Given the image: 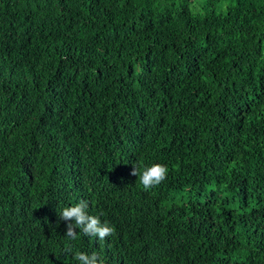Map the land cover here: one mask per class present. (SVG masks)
I'll return each mask as SVG.
<instances>
[{
    "label": "trees",
    "instance_id": "1",
    "mask_svg": "<svg viewBox=\"0 0 264 264\" xmlns=\"http://www.w3.org/2000/svg\"><path fill=\"white\" fill-rule=\"evenodd\" d=\"M195 2L0 0V264H264V0Z\"/></svg>",
    "mask_w": 264,
    "mask_h": 264
},
{
    "label": "clouds",
    "instance_id": "2",
    "mask_svg": "<svg viewBox=\"0 0 264 264\" xmlns=\"http://www.w3.org/2000/svg\"><path fill=\"white\" fill-rule=\"evenodd\" d=\"M130 174L138 176L139 183L147 191L160 185L167 178L168 168L163 164L154 163L150 167H144L141 171V168L134 164ZM88 207V202L81 200L71 207H65L59 214L60 219L67 222L66 225L63 224L65 236L75 240L77 239L76 230L79 229V232L84 235L98 237L100 241H104L106 237L115 233V228L110 226L107 221L102 223L99 216L90 215L87 211ZM66 252H71V248L66 249ZM74 259L79 264H105L98 252L88 254L78 251L75 253Z\"/></svg>",
    "mask_w": 264,
    "mask_h": 264
},
{
    "label": "rangeland",
    "instance_id": "3",
    "mask_svg": "<svg viewBox=\"0 0 264 264\" xmlns=\"http://www.w3.org/2000/svg\"><path fill=\"white\" fill-rule=\"evenodd\" d=\"M203 0H196V2L194 3V8L198 9L201 6Z\"/></svg>",
    "mask_w": 264,
    "mask_h": 264
}]
</instances>
